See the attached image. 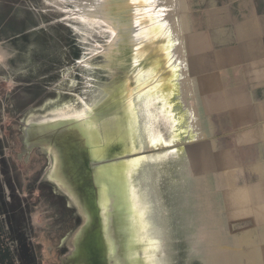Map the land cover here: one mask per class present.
I'll list each match as a JSON object with an SVG mask.
<instances>
[{
    "label": "water",
    "instance_id": "obj_1",
    "mask_svg": "<svg viewBox=\"0 0 264 264\" xmlns=\"http://www.w3.org/2000/svg\"><path fill=\"white\" fill-rule=\"evenodd\" d=\"M38 9L60 15L84 50L73 96L23 128L26 148L50 154L41 183L82 214L64 261L238 264L178 0H39ZM9 236L0 225V264H19Z\"/></svg>",
    "mask_w": 264,
    "mask_h": 264
},
{
    "label": "rangeland",
    "instance_id": "obj_2",
    "mask_svg": "<svg viewBox=\"0 0 264 264\" xmlns=\"http://www.w3.org/2000/svg\"><path fill=\"white\" fill-rule=\"evenodd\" d=\"M194 1L199 0H178V3L187 64L207 115L231 209L224 228L235 241L238 264H264V200L256 199L253 203L248 196L263 181L259 171L264 165V143H260L257 122L250 121L248 125L234 107L233 115L228 114L241 99L226 98L223 85L214 83L220 76L215 69L217 61L201 47L204 38L197 36L195 22H189ZM38 2L0 0V41L10 52L7 61L16 69L15 74L0 82V140L4 142L2 151L11 166L13 179L10 176L7 179L13 193L11 200L24 205V213L20 211L23 217L14 212V226L28 231L27 244L34 247L37 264H63V255L73 248L68 243L70 234L83 223L82 214L80 217L75 213L76 208L67 197L59 196L55 187L43 183L38 187L50 156L41 146L25 148L23 128L28 118L53 110L73 96L79 88L84 50L60 15H40ZM200 6L196 5L195 9ZM189 38L195 52L197 49L196 55L189 48ZM31 58L38 63H32ZM14 75L15 83H10ZM2 197L5 202L3 193ZM21 256L19 253L20 259Z\"/></svg>",
    "mask_w": 264,
    "mask_h": 264
},
{
    "label": "crops",
    "instance_id": "obj_3",
    "mask_svg": "<svg viewBox=\"0 0 264 264\" xmlns=\"http://www.w3.org/2000/svg\"><path fill=\"white\" fill-rule=\"evenodd\" d=\"M196 5L201 6L195 9ZM192 12L189 22H195L196 31H198L197 36L202 35L204 38L203 43H201L202 46H200L204 47L206 53L213 54V60L217 61L215 69L220 73V76L214 79V83L223 85V94L226 98L241 99L240 104H236L238 107L232 105L228 114L233 115L234 107L237 110L235 113L242 116V119L247 120L248 125L250 121L251 123L257 122V129L260 130V143H264V0H199L197 3L194 1ZM195 12L197 13L195 14ZM188 43L189 48L196 55L197 49L195 52L193 40L189 38ZM6 55L9 57L10 52L6 50V44L0 41V71H2L0 82L3 81L2 79L6 80V77L15 74L16 71L14 65H10L7 61ZM32 61L34 64L38 63L34 59ZM9 65L12 68H9ZM20 70H18L19 73L23 74ZM30 70L37 73L34 68ZM10 78V83H15L14 78L16 76ZM1 112L2 106L0 105V117ZM3 146L4 142L1 139V192L4 195L7 209L9 206L11 208L13 206L15 209L18 208L19 212L24 213V205L22 207L18 201L11 200V194L13 193L10 192L11 186L7 185V179L10 176V180H12L13 177L10 173L9 161L2 151ZM32 146L34 145L30 147ZM28 148L26 149L28 150ZM259 172L263 177L261 186L256 188V191L252 189L249 192L250 194L248 193L253 203H256V199L264 200V165L260 167ZM12 228L16 229V226L13 224ZM19 237L22 238V236L16 235L14 240ZM254 240L258 242L256 236Z\"/></svg>",
    "mask_w": 264,
    "mask_h": 264
},
{
    "label": "flooded vegetation",
    "instance_id": "obj_4",
    "mask_svg": "<svg viewBox=\"0 0 264 264\" xmlns=\"http://www.w3.org/2000/svg\"><path fill=\"white\" fill-rule=\"evenodd\" d=\"M38 181H39L38 184L37 183L36 184L38 185V187H40L41 179H39ZM17 209L18 208L15 209L13 206H12V208H11V206H9L7 209V205L2 203L0 205V211H3V213L0 214V216H1L0 217V223H1L0 225H2L4 227V232L6 233L7 236H9L10 234L12 235V233H14V236H16V235L22 236V238L19 237L17 240L12 239V238H14L13 235L9 236V240L12 242V246H13V248H15V249H12L13 252L15 254L22 253V255H23V257L21 259H18L19 264H37L36 261L34 260V258L37 259V257H36L37 253H36V251H34L35 249H34V247L31 246L30 243L27 244V242L30 241L29 240L30 235H29L28 231H26L25 228H20V230L17 227H16V229L12 228V225H13L12 220L14 219L15 210L18 212L17 214L19 215V217L22 216L21 212H19V210H17ZM10 213H11V215H10ZM19 224L21 225V224H23V222H19ZM24 226H26V224H24ZM23 237H24V239H23ZM26 246L28 248H26ZM68 256H69V254L63 258V261H62L63 264H67L65 261L69 260V258H67ZM37 261H38V259H37Z\"/></svg>",
    "mask_w": 264,
    "mask_h": 264
},
{
    "label": "snow or ice",
    "instance_id": "obj_5",
    "mask_svg": "<svg viewBox=\"0 0 264 264\" xmlns=\"http://www.w3.org/2000/svg\"><path fill=\"white\" fill-rule=\"evenodd\" d=\"M115 26V25H114ZM113 35H116V33H113Z\"/></svg>",
    "mask_w": 264,
    "mask_h": 264
},
{
    "label": "trees",
    "instance_id": "obj_6",
    "mask_svg": "<svg viewBox=\"0 0 264 264\" xmlns=\"http://www.w3.org/2000/svg\"><path fill=\"white\" fill-rule=\"evenodd\" d=\"M21 257H23V255Z\"/></svg>",
    "mask_w": 264,
    "mask_h": 264
}]
</instances>
